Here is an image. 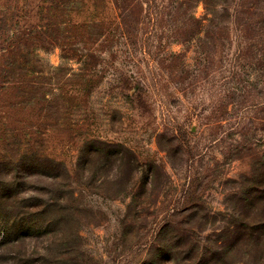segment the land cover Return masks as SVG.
Wrapping results in <instances>:
<instances>
[{
	"label": "rangeland",
	"instance_id": "rangeland-1",
	"mask_svg": "<svg viewBox=\"0 0 264 264\" xmlns=\"http://www.w3.org/2000/svg\"><path fill=\"white\" fill-rule=\"evenodd\" d=\"M38 138L70 185L0 264H264L229 244L264 222V0H0V190Z\"/></svg>",
	"mask_w": 264,
	"mask_h": 264
},
{
	"label": "trees",
	"instance_id": "trees-1",
	"mask_svg": "<svg viewBox=\"0 0 264 264\" xmlns=\"http://www.w3.org/2000/svg\"><path fill=\"white\" fill-rule=\"evenodd\" d=\"M40 141L39 138L35 140L26 139L24 152L19 155H13L10 162L14 167L10 173L12 180H9L8 183H3L4 187L0 190V193H2L0 194V200L2 203L0 205V225L4 227L5 230L10 231L15 228L18 232H21L23 228H25L24 224H26L29 226V234L40 232V229H42V226L40 225V217L36 214H30L31 209H39V199L36 197L29 199L26 198V196L49 190V192L52 193L53 198L58 200L61 195L65 194V189L70 185L69 182L71 181V175L66 167L61 162H56L51 156L47 155L40 146L37 147ZM88 154L89 146H86L83 148L80 155V162L82 161L80 165L84 167V170H87L86 159ZM49 172H53V174L51 173L52 175H47V173L50 174ZM42 178L50 179L51 183H45ZM60 180H66V185L61 184ZM42 182L43 184H46L47 187L40 188L39 185L42 184ZM263 198L264 191L263 196L252 197V201H258ZM4 200H6V202H4ZM32 200L36 203L32 202ZM238 226L239 227H237L235 231L229 234L230 238L234 235V241L229 243L232 246L240 242V240L245 241L242 237L243 230L247 232V237H256L253 240L254 246L257 247L263 241L264 222L262 224L260 223V225ZM229 248L230 245L228 244L223 247V257L225 251Z\"/></svg>",
	"mask_w": 264,
	"mask_h": 264
}]
</instances>
